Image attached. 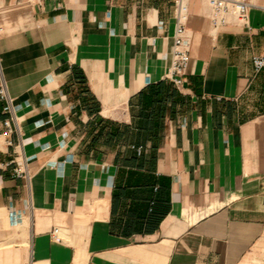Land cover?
<instances>
[{"label":"crops","instance_id":"crops-1","mask_svg":"<svg viewBox=\"0 0 264 264\" xmlns=\"http://www.w3.org/2000/svg\"><path fill=\"white\" fill-rule=\"evenodd\" d=\"M187 1L178 88L174 0H0V264H264V0Z\"/></svg>","mask_w":264,"mask_h":264},{"label":"built area","instance_id":"built-area-1","mask_svg":"<svg viewBox=\"0 0 264 264\" xmlns=\"http://www.w3.org/2000/svg\"><path fill=\"white\" fill-rule=\"evenodd\" d=\"M257 0H208L210 6L209 22L214 29H220L228 25L231 17H235L245 27L250 28L248 20V10L255 5ZM174 14L176 19L175 33L173 36V48L170 67L166 78L178 88L184 87V77L190 63V53L186 42V24L189 17L188 1L174 0ZM252 64L256 71L264 69V51L252 57ZM7 99L8 105L5 111H12L11 100L4 86H0V100ZM5 126L4 136H8L12 131L10 119L2 121ZM12 144L11 140H8ZM141 148V147H140ZM18 161V162H17ZM17 162L12 168L15 178L27 179L29 177L27 164L24 158L21 162L14 158L9 162H0V168H6L10 164ZM57 229L53 230V236H57Z\"/></svg>","mask_w":264,"mask_h":264}]
</instances>
